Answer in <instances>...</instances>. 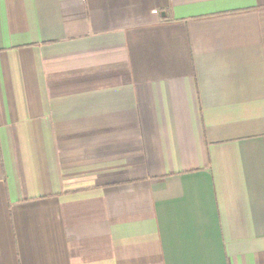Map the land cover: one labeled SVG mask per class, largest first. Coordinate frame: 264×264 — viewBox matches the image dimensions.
I'll return each mask as SVG.
<instances>
[{
    "label": "crops",
    "instance_id": "0c3cea01",
    "mask_svg": "<svg viewBox=\"0 0 264 264\" xmlns=\"http://www.w3.org/2000/svg\"><path fill=\"white\" fill-rule=\"evenodd\" d=\"M0 264H264V0H0Z\"/></svg>",
    "mask_w": 264,
    "mask_h": 264
}]
</instances>
